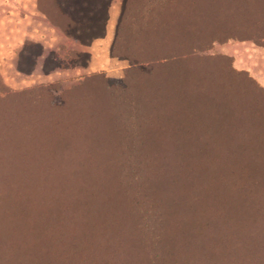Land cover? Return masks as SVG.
Returning a JSON list of instances; mask_svg holds the SVG:
<instances>
[{
  "label": "rangeland",
  "instance_id": "obj_1",
  "mask_svg": "<svg viewBox=\"0 0 264 264\" xmlns=\"http://www.w3.org/2000/svg\"><path fill=\"white\" fill-rule=\"evenodd\" d=\"M192 152L220 157L208 187L264 198V0H0V223L60 172Z\"/></svg>",
  "mask_w": 264,
  "mask_h": 264
},
{
  "label": "trees",
  "instance_id": "obj_2",
  "mask_svg": "<svg viewBox=\"0 0 264 264\" xmlns=\"http://www.w3.org/2000/svg\"><path fill=\"white\" fill-rule=\"evenodd\" d=\"M215 32L220 41L228 30ZM219 159L178 153L152 169L60 172L53 195L21 187L20 228L3 221L0 232L10 233L16 264H264V198L208 187ZM10 183L0 191L18 187Z\"/></svg>",
  "mask_w": 264,
  "mask_h": 264
},
{
  "label": "crops",
  "instance_id": "obj_3",
  "mask_svg": "<svg viewBox=\"0 0 264 264\" xmlns=\"http://www.w3.org/2000/svg\"><path fill=\"white\" fill-rule=\"evenodd\" d=\"M23 8H25V5L22 6V9H23ZM32 10H34V9H32Z\"/></svg>",
  "mask_w": 264,
  "mask_h": 264
}]
</instances>
